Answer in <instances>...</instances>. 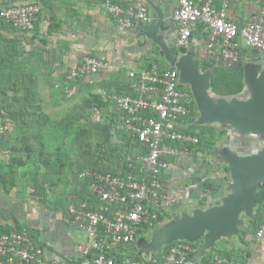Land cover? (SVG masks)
<instances>
[{
  "label": "crops",
  "instance_id": "0c3cea01",
  "mask_svg": "<svg viewBox=\"0 0 264 264\" xmlns=\"http://www.w3.org/2000/svg\"><path fill=\"white\" fill-rule=\"evenodd\" d=\"M146 1L149 5V21L134 28H123L104 7L106 0H0V10L24 3H37L42 7L35 30L25 33L28 36L23 35V32H15L0 18V51L7 58L11 57L9 49L13 50V44H16L17 49L14 80L17 91L0 95L4 104L9 106L8 112L5 111L9 122L5 137L6 154L2 157H6L7 163L12 159L10 166L15 169V186L8 194L0 192V227L20 226L27 229L35 242L46 250L44 264H89V260L78 250V246L86 240V233L66 222L68 209L85 197L87 189L82 170L88 165V142L81 144V148L85 149L80 159L75 160L66 152V136L71 132L57 125L58 121L72 115L74 107L82 104L91 94L103 96L108 92L135 96L138 79L137 75L132 77L131 74H139L155 64L160 70L166 67L173 69L161 44L167 46L177 60L192 56V60L199 64L200 73L210 74L211 87L208 93L216 102L221 99H252L253 93L247 83L246 73L255 70L258 78L264 75V55L243 43L238 64L228 66L220 59H211V62L215 61L226 69H236L242 64L245 96L215 95L212 92V76L217 65L205 66L207 30L197 28L184 47L186 52L176 53L175 49H180L177 46L179 26L174 22L173 14L178 0ZM263 6L264 0H229L228 15L232 21L244 25ZM98 56L106 58L109 63L107 69L66 84V76L72 68L86 57ZM178 72L181 87L192 95L193 100L192 114L184 123V129L194 123L192 119L197 113L195 124L213 126L217 133L226 130L228 133L223 138L228 140L226 144L219 145L218 142L223 139L219 138L212 146L194 149L190 156L167 160L170 167L162 175L167 200L159 223L154 229L139 234L134 243L116 248L114 254L117 259L143 260L151 255L166 254L169 250L166 252L165 249L176 242H188L176 241L158 250L152 246L155 236L171 224L185 216H193L197 211L222 206L223 199L232 193L230 186L234 183L227 160L229 154L238 153L247 157L250 152L264 150V135L240 133L220 122L199 124L201 111L193 85L183 83L181 72ZM2 81L3 78H0V85H4ZM81 95L83 98H80ZM81 100L82 103H79ZM105 102L107 104L103 109H95L101 115V124L96 125L95 131L102 133L105 141L98 144L99 156L103 158L98 159V166L101 164L102 169L114 172L124 169L125 163H130L142 152L132 150L127 140L129 134L118 129L122 112L117 111L114 103ZM14 108H17V112ZM86 120H82V123ZM58 137H64L65 140L56 139ZM108 148L118 149L115 157L105 155ZM209 151L224 159V176L216 174V178L210 182L201 181L205 176L206 162L200 157ZM24 168L33 169L30 181L32 187L28 191L21 189V177L27 178L26 173L20 174ZM219 180L222 184H216V189L210 190L208 186H215V181ZM257 208L258 203L253 217L243 213L236 235L222 237L204 255L197 254L204 239L191 243L196 252L189 264H209L207 257L210 254H220L247 264H264V237H256L261 219L255 224L251 222Z\"/></svg>",
  "mask_w": 264,
  "mask_h": 264
},
{
  "label": "built area",
  "instance_id": "2783aa9c",
  "mask_svg": "<svg viewBox=\"0 0 264 264\" xmlns=\"http://www.w3.org/2000/svg\"><path fill=\"white\" fill-rule=\"evenodd\" d=\"M103 5L123 28L149 21L146 0H106ZM228 7L229 0H178L173 14L179 26L177 46L186 47L198 26L203 25L208 32L206 61L220 59L228 66L236 65L243 43L264 55V6L244 25L229 18ZM41 13L39 4L24 3L2 9L0 18L17 31L31 33ZM108 67L104 57H86L68 72L65 82L70 85ZM136 75L135 96L105 92L103 97L122 112L118 129L138 141L143 151L135 161H130V171H105L99 164L98 168L83 173L85 198L70 206L66 222L86 233V240L78 250L86 259L92 256L89 264H189L196 252L189 242H180L163 257L117 260L114 254L116 248L134 243L139 234L156 227L167 200L162 180L170 167L167 160L190 156L188 146L200 142L197 136L183 131L192 114L193 100L181 87L178 70L161 71L155 64L150 70L131 74ZM5 118V111L0 108L1 156L6 154ZM256 237H264V205ZM45 253V248L35 242L27 229L13 231L0 239V264H44ZM209 264L247 263L214 255Z\"/></svg>",
  "mask_w": 264,
  "mask_h": 264
},
{
  "label": "water",
  "instance_id": "95a60500",
  "mask_svg": "<svg viewBox=\"0 0 264 264\" xmlns=\"http://www.w3.org/2000/svg\"><path fill=\"white\" fill-rule=\"evenodd\" d=\"M161 45L170 65L181 72L182 82L193 85L201 111L199 124L220 122L240 133L264 135V75L258 78L255 70L247 71L246 79L252 89V99L241 101L233 98L232 101L221 99L216 102L208 93L210 74H201L199 64L192 60V56L177 60L167 46ZM227 160L234 183L230 186L232 193L223 199L222 206L197 211L193 216H185L171 224L155 236L152 246L156 250L176 241L195 243L204 239L197 253L204 255L222 237H232L239 232L243 213L254 216L257 207L255 196L264 185V150L250 152L247 157L238 153L229 154Z\"/></svg>",
  "mask_w": 264,
  "mask_h": 264
},
{
  "label": "trees",
  "instance_id": "16d2710c",
  "mask_svg": "<svg viewBox=\"0 0 264 264\" xmlns=\"http://www.w3.org/2000/svg\"><path fill=\"white\" fill-rule=\"evenodd\" d=\"M11 28H13L11 25L7 24ZM199 29L203 30L205 29V26L199 25ZM15 29V28H13ZM16 30V29H15ZM176 53L177 52H186L185 48H180V49H175ZM206 67H216L217 63L215 61H207L205 63ZM152 68V67H151ZM149 68V70L151 69ZM170 68V67H169ZM168 70V67L166 68H161V71ZM212 92L220 97H243L244 92H245V84H244V67L242 64L238 66L236 69H226L222 65H217L215 72L213 73L212 76ZM130 86V84H129ZM183 87V86H182ZM7 91L5 89H0V95H5ZM245 96V95H244ZM106 102L104 100V97L101 94H91L89 98H87L82 104L79 106H76L73 108V113L70 115L68 118L63 119L61 122H59V127H64L67 131H75L76 139L78 140V143L81 142L82 137H86V134H88V138L92 135V129L89 126H84L82 124V120H88L90 118V112L95 110V109H103L106 106ZM0 108L3 109L4 111L8 112L9 106L5 105L2 99L0 98ZM197 117V113L194 114V117L192 121L194 122L192 125H190L188 128L183 129V131L193 134L197 136L200 140L198 145H192L188 146V148L193 151L194 149H204L205 147L212 146L216 143V141L219 138H223L228 132L226 130H222L219 133H217L216 128L213 126H198L195 124ZM86 120V122H87ZM73 133V132H72ZM83 134V135H82ZM64 138V137H62ZM126 138V137H125ZM60 139V138H59ZM127 140L129 142V145L131 146L132 150H135L137 152H142L143 149L141 147V144L134 140L132 137H127ZM85 143H83L84 145ZM89 148H88V156L86 157V161L88 162V165H85V169H96L98 168V159L102 160L99 156V147L97 146L96 150L94 151L90 144L88 143ZM4 148L6 146V143L4 141ZM60 146V145H59ZM62 146V145H61ZM82 146V145H80ZM94 151V153H93ZM118 151L117 148H108L107 152L105 155H110L111 157H115V153ZM103 152L102 150L100 153ZM12 161V159H10ZM7 163L6 157H2L0 155V192L4 193H10V191L13 189L15 186V181H14V172L15 169L12 168L11 162ZM135 161V159H134ZM124 169L126 171H130L129 167V162L125 163ZM228 172L229 170L226 169ZM109 171V170H105ZM112 172V171H111ZM115 172V171H114ZM85 197H82V199ZM256 200L258 203V208L256 209V216L255 218L251 221L253 224L258 223V221L261 218V212L263 210V205H264V185L262 186L261 190L258 192L256 196ZM78 203V202H77ZM161 218V216H160ZM261 224V223H260ZM260 227V226H259ZM257 229V228H256ZM259 229V228H258ZM23 227H16V228H11V227H0V239L6 235L10 234L13 231H22ZM258 231V230H257ZM180 242H176L170 246H168L165 250H170L172 247L175 245L179 244ZM215 251V250H214ZM220 253H223L221 251ZM225 253V252H224ZM164 254H159L157 256L163 257ZM194 255V254H193ZM192 255V256H193ZM220 255V254H219ZM228 255V254H225ZM191 256V257H192ZM213 254L208 255V262L210 259L213 257ZM222 256V255H220ZM92 256L87 257L88 260H92ZM117 259V258H116ZM119 260V259H117ZM136 260H141V258H136Z\"/></svg>",
  "mask_w": 264,
  "mask_h": 264
},
{
  "label": "rangeland",
  "instance_id": "374dc122",
  "mask_svg": "<svg viewBox=\"0 0 264 264\" xmlns=\"http://www.w3.org/2000/svg\"><path fill=\"white\" fill-rule=\"evenodd\" d=\"M1 11V10H0ZM15 30V29H14ZM15 32H20V31H17L15 30ZM23 35H26L25 33H22ZM28 36V35H26ZM0 48H1V45H0ZM16 44H13V50L12 49H9L10 51V56L11 57H5L3 56L4 52L2 53V51H0L1 55H0V78H3V81L1 82V84H4V85H0V88L1 89H5L7 91V93H10V92H16L17 89L16 86H15V83H14V80H15V77H16V73H15V70H17L16 66V60H17V52H16ZM7 64V65H6ZM2 70V71H1ZM9 70H11L12 72H9ZM9 84V85H8ZM85 92V90H84ZM32 95V92L31 94ZM86 95V94H84ZM76 96H79V95H76ZM80 98H83V95H81ZM85 98V97H84ZM87 98V97H86ZM83 100L79 101V103H82ZM19 108V106L17 107ZM17 108L15 110V112H17ZM90 118L87 120V122H83L81 125H84V126H89L91 127L92 129V135L88 138V136L86 137H82L81 140L83 142H79L78 143V140L76 139V135H75V131H70L71 133H69L68 135L69 136H66V141H65V144H66V152L68 154H70V156H72L75 160H79L80 159V155H82L83 151L85 148H81V144L84 143V142H88L90 144V146L92 148H95L96 146H98V144H101L103 142H105L103 140V135L102 133H97L95 131L96 129V125H99L101 124V115L99 114V112L97 110H93L90 112ZM5 121H6V124L8 126V118L6 117L5 118ZM60 122V121H58ZM59 124V123H58ZM56 139H59L56 138ZM65 140V138H60V140ZM228 139L225 137L223 138L221 141L218 142L219 145H224L226 144V141ZM201 159H203L205 163V166H206V169H205V176L200 179L201 181H206V180H209L212 181L213 178L215 179L216 178V174H222L223 175V172H224V168H225V162L222 160V158L220 156H217L216 153L214 154L212 151H209V152H204L201 154ZM208 162H210V164H207ZM203 168V167H202ZM202 170V169H201ZM22 173L20 174H23V173H26V177L25 179H23L21 177L20 181H21V189L24 190V189H28L30 187H32V185L30 184V181H31V177L33 176V174L31 173L33 171L32 168H24V170L22 169L21 170ZM83 173H86L87 171H90L88 168L87 169H84L82 170ZM81 171V172H82ZM222 184V182L219 180V181H215V186H208L210 190H214L216 189V186L219 185V184ZM217 184V185H216ZM226 185V183H224ZM28 191V190H27ZM82 199V198H81Z\"/></svg>",
  "mask_w": 264,
  "mask_h": 264
}]
</instances>
